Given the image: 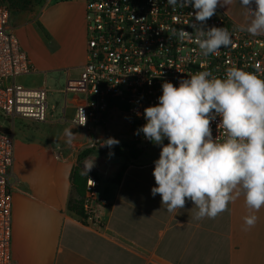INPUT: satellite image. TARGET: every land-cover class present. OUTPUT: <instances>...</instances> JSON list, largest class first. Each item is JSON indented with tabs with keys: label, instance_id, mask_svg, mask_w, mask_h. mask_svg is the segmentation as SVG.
I'll return each mask as SVG.
<instances>
[{
	"label": "crops",
	"instance_id": "1",
	"mask_svg": "<svg viewBox=\"0 0 264 264\" xmlns=\"http://www.w3.org/2000/svg\"><path fill=\"white\" fill-rule=\"evenodd\" d=\"M219 9L238 25L248 22L239 0ZM85 14L84 0L38 1L12 12L13 32L33 67L19 82L46 88L49 111L47 122L17 119L13 129L9 126L15 136L13 264H264V207L252 213L241 195L212 219H194L191 201L169 213L161 197L151 194L156 185L148 170L154 162L140 163L159 156L156 144L136 160L96 152L86 160L94 159L90 171L100 181L102 228L85 225L70 210L78 197L73 173L87 142L85 132L73 124L76 109L86 100ZM113 125L120 131L110 132ZM67 129L75 134L70 143ZM101 133L126 140L128 124L111 113ZM122 157L125 162L119 165L107 162ZM249 214L257 221L246 231Z\"/></svg>",
	"mask_w": 264,
	"mask_h": 264
},
{
	"label": "built area",
	"instance_id": "2",
	"mask_svg": "<svg viewBox=\"0 0 264 264\" xmlns=\"http://www.w3.org/2000/svg\"><path fill=\"white\" fill-rule=\"evenodd\" d=\"M84 4L88 36L83 69L86 100L76 109L73 124L85 132L86 150L107 153L128 144L143 151L154 144L142 132L135 133L146 123L144 108L158 104L165 81L178 87L181 79L199 71L224 77L233 67L264 78V35L239 31L238 24L219 7L205 27L226 28L232 33L233 43L204 58L193 40L181 42L172 34L173 29L194 31L189 26L195 22L189 15L194 11L191 7L177 6L173 10L167 0H84ZM12 12L8 0H0V264H13L15 136L11 130L17 119L41 123L49 119L46 88H30L19 82L33 72V67L13 32ZM115 111L125 117L129 136L108 146L104 142L109 138L101 131ZM219 120L217 117L212 122V134L223 139V130L217 129ZM99 188L98 177L90 174L82 198L81 220L87 226L102 228Z\"/></svg>",
	"mask_w": 264,
	"mask_h": 264
},
{
	"label": "clouds",
	"instance_id": "3",
	"mask_svg": "<svg viewBox=\"0 0 264 264\" xmlns=\"http://www.w3.org/2000/svg\"><path fill=\"white\" fill-rule=\"evenodd\" d=\"M239 2L249 19L238 25V30L264 35V0ZM167 3L173 10L177 6L194 9L189 13L195 19L189 25L194 31L173 29L172 34L181 42L193 40L202 57L232 45V33L226 28L205 27L217 7L229 6L232 0ZM143 116L146 123L135 134L142 132L145 139L160 146L152 172L156 186L151 194L161 197L169 213H177L191 201L196 209L194 219H212L241 195L252 213L264 207V78L233 67L224 77L199 71L181 79L178 87L165 81L158 104L144 108ZM217 117L223 139L212 134L211 124ZM66 135L70 143L75 134L67 129ZM104 143L112 146L119 141L109 138ZM93 162L85 161L86 174ZM256 221L254 214L246 215L245 230L254 227Z\"/></svg>",
	"mask_w": 264,
	"mask_h": 264
},
{
	"label": "trees",
	"instance_id": "4",
	"mask_svg": "<svg viewBox=\"0 0 264 264\" xmlns=\"http://www.w3.org/2000/svg\"><path fill=\"white\" fill-rule=\"evenodd\" d=\"M8 3L12 10H16V9L23 10L29 8L34 2L32 0H8ZM142 152H143L142 150L137 149L134 145L130 146L128 144H124L121 148L110 149L109 152L103 154L106 155L111 153L112 155H117V156L127 155L128 158L132 160H136L142 155ZM94 155H96L95 152L91 150H84L78 157V165L73 173L74 190L78 197L71 200L69 204V208L80 218L83 217L82 198L85 193L86 179L90 174L94 173L89 171L88 174H86L84 168V162ZM125 168H126V164L122 166L121 170L117 174L116 176L117 182L120 181L121 175L125 170Z\"/></svg>",
	"mask_w": 264,
	"mask_h": 264
},
{
	"label": "rangeland",
	"instance_id": "5",
	"mask_svg": "<svg viewBox=\"0 0 264 264\" xmlns=\"http://www.w3.org/2000/svg\"><path fill=\"white\" fill-rule=\"evenodd\" d=\"M113 114H114V117L116 118V116H120L121 117V122L123 123L124 121H125V117L124 116H121L118 112H113ZM22 122L23 121H20L19 123L20 124H22ZM115 124V123H114ZM16 130L18 131V130H22V127H18L17 126V128H16ZM109 131L111 132L112 131V133H114L115 131L116 132H118V131H120V129H119V127L117 126V125H113L112 127H110V129H109ZM158 152H160V151H158ZM156 154V153H155ZM159 158V156H156V155H154L153 157H151L150 159H148V160H142V161H140V163H142V164H145V163H147V162H150V163H153L156 159H158ZM131 160L130 159H128V162H130ZM153 169H154V165L152 166V167H150L149 168V170H148V175H150V176H152L153 177V175H152V172H153ZM154 178V177H153ZM159 196V195H158Z\"/></svg>",
	"mask_w": 264,
	"mask_h": 264
},
{
	"label": "water",
	"instance_id": "6",
	"mask_svg": "<svg viewBox=\"0 0 264 264\" xmlns=\"http://www.w3.org/2000/svg\"><path fill=\"white\" fill-rule=\"evenodd\" d=\"M125 157H122V158H110V159H107V162L108 164H111V165H119L121 163H124L125 162Z\"/></svg>",
	"mask_w": 264,
	"mask_h": 264
}]
</instances>
